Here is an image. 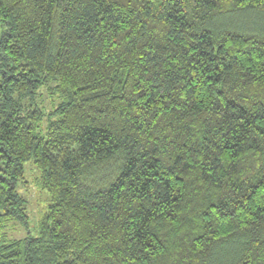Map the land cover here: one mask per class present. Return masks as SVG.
I'll return each mask as SVG.
<instances>
[{"label":"trees","instance_id":"1","mask_svg":"<svg viewBox=\"0 0 264 264\" xmlns=\"http://www.w3.org/2000/svg\"><path fill=\"white\" fill-rule=\"evenodd\" d=\"M0 264H264V0H0Z\"/></svg>","mask_w":264,"mask_h":264},{"label":"rangeland","instance_id":"2","mask_svg":"<svg viewBox=\"0 0 264 264\" xmlns=\"http://www.w3.org/2000/svg\"><path fill=\"white\" fill-rule=\"evenodd\" d=\"M56 82L49 81L44 83L38 89L33 99H24V112L34 111L36 121L35 130L39 134L45 133V127L49 119L53 117L55 107L60 103L61 98L55 89ZM24 173L19 181L18 191L26 200L28 229L20 223L9 220L2 226L3 237L6 239L23 238L28 233L33 234L36 231L37 222L40 220L46 207L49 204V194L38 184L39 171L32 160L23 163Z\"/></svg>","mask_w":264,"mask_h":264}]
</instances>
